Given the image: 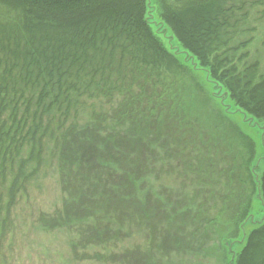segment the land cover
<instances>
[{"label":"trees","instance_id":"obj_1","mask_svg":"<svg viewBox=\"0 0 264 264\" xmlns=\"http://www.w3.org/2000/svg\"><path fill=\"white\" fill-rule=\"evenodd\" d=\"M227 2L162 3L155 20L151 0H0V264H8L3 245L18 196L39 173L49 143L58 148L65 204L84 211L78 221L70 219L72 226L68 220L57 226L73 230V248L101 250L114 264H134V254L143 264L157 263L156 253L142 252L157 248L146 224L148 212L141 209L140 215L133 205H144L157 175L151 168L164 162L161 151L172 152L176 142L162 139L167 123L161 117L175 119L173 105L184 97H167L172 80L161 73L170 67L203 73L207 95L224 113L239 116L264 136V78L258 64L241 70L225 54L249 43L228 49L222 39L232 13ZM246 57L244 52L238 61ZM116 97L125 101L112 112L93 110L88 118L80 109L81 98L111 102ZM259 159L245 164L243 206L221 239L227 264H264ZM151 192L156 198L155 189ZM109 201L120 206L104 211ZM62 214L56 212L49 222H61ZM248 221L256 227L246 236ZM135 238H143V246L136 248ZM243 243L239 253L232 251Z\"/></svg>","mask_w":264,"mask_h":264},{"label":"rangeland","instance_id":"obj_2","mask_svg":"<svg viewBox=\"0 0 264 264\" xmlns=\"http://www.w3.org/2000/svg\"><path fill=\"white\" fill-rule=\"evenodd\" d=\"M176 1L151 0L155 20L159 19L162 3L175 5ZM227 7L232 9L222 33V39L227 40V48L248 40L249 43L237 53L229 51L225 54L241 70L257 63L258 73L264 78V0H228ZM225 49L221 48V51ZM244 52L247 57L239 62V56ZM168 71L161 73V76L165 75L162 78L172 80L167 97L176 94L184 98L177 106L173 105L176 108L175 119L161 117V121L167 123L162 139L176 140L173 151H161L159 156L164 162L151 168L157 175L150 188L147 187L144 205H133L137 210L134 212L140 214L141 209L148 212L146 224L151 241L153 238L158 248L144 247L142 252L156 253L153 259L157 263L163 260V256L165 260L168 257L163 264H227L226 248L221 239L232 231V221L241 211L247 183L244 167L250 158L256 160L263 155L264 136L259 130L244 124L239 116L224 113L220 103L207 95L211 91L203 73L195 71L189 74L174 67ZM80 101V109L86 111L89 118L93 110L109 113L125 100L116 97L111 102L86 98ZM183 112L187 115H182ZM57 158L58 148L47 144L39 173L18 196L12 212L11 233L3 245L7 263L114 264L101 250L74 249L71 244L73 230L57 227L62 222L63 226L67 225L65 220L72 226L70 219L78 221L80 211L84 213L80 206L65 204L66 198L59 185ZM168 158L170 160L165 164ZM257 167V175L260 176L264 172V159L258 160ZM153 189L156 198L151 192ZM69 192L72 193V187ZM114 202L109 201L103 207L104 211L116 208ZM59 211L63 213L58 219L61 222L55 220L50 223L49 219ZM201 221L215 222L203 227ZM255 227L251 221L246 222L243 226L245 235ZM117 237L123 239V236ZM135 243L136 248H140L143 238H135ZM244 243L232 246V251L239 253ZM184 249L189 251L188 254L182 253ZM192 257H196L195 263ZM133 263L143 264L135 254Z\"/></svg>","mask_w":264,"mask_h":264}]
</instances>
